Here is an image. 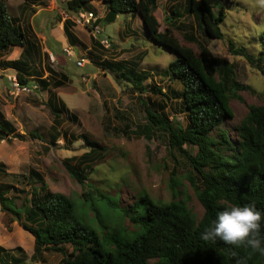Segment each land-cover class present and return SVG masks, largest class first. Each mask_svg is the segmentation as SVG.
I'll return each mask as SVG.
<instances>
[{
    "label": "trees",
    "instance_id": "obj_1",
    "mask_svg": "<svg viewBox=\"0 0 264 264\" xmlns=\"http://www.w3.org/2000/svg\"><path fill=\"white\" fill-rule=\"evenodd\" d=\"M93 1L68 0L67 9L78 14ZM97 1L104 3L107 13L97 18L93 26L102 27V22H113L124 12L133 17L139 15L149 37L177 55L165 74L170 73L169 79L182 87L181 104L186 125L166 115L164 105L157 109L143 98L142 94L148 89L143 85L149 78L147 72H127L117 65V77L130 81L140 92L139 99L148 119L140 133L152 139L155 131L165 132L172 153L178 152L189 163L190 172L186 178L204 213L198 218L188 205L190 197H179L182 192L175 170L170 184L174 199L164 202L143 192L128 207L121 204L119 196L97 188L94 189L96 194L84 193L82 201L78 202L49 190L44 177L31 171L19 175L22 183L31 185L29 189L0 184V205L12 220L24 221L23 227L35 238L34 251L28 255L20 246L11 250L0 246V264H45L54 256L59 257L58 264H264V255L250 248L234 247L219 239H201V233L212 225L225 206L254 204L264 212V105H249L240 123L229 125L235 118L232 100H241L240 92L252 87L238 80L233 63L219 58L193 34H185V38L197 43L198 51L180 42L174 33L177 18L183 16L180 12L172 9L175 19L169 18L170 26L162 31L154 13L158 0ZM184 13L194 16L203 35L227 41L233 56L245 58L264 74V31L260 34L259 52L252 54L227 40L221 28L227 17L224 6L216 13L210 0H186ZM74 25L72 19H66L64 29L71 43L76 44L77 38L71 30ZM93 42L101 45L96 39ZM16 46L23 47V52L18 60L7 61L6 66L16 70L20 85H30L36 76L43 90L53 86L51 80L43 78L44 68L34 66L36 46L27 38L20 18L10 15L6 2L0 0V56ZM49 70L50 75L55 74L54 70ZM61 76L67 79L65 74ZM62 84L57 80L55 86ZM152 91L164 94L160 88ZM53 106L59 124L63 108L57 104ZM31 135L39 137L36 133ZM56 135L52 136L53 144L57 141ZM7 136L20 135L11 122L0 119V140ZM88 142L92 146L89 153L64 162L71 177L83 185L88 183L82 166L98 153V145ZM191 148L196 150L191 151ZM0 175L13 174L1 163ZM111 213L121 218L114 225L107 220ZM126 218L133 229L125 225ZM261 235L264 236V223Z\"/></svg>",
    "mask_w": 264,
    "mask_h": 264
},
{
    "label": "rangeland",
    "instance_id": "obj_2",
    "mask_svg": "<svg viewBox=\"0 0 264 264\" xmlns=\"http://www.w3.org/2000/svg\"><path fill=\"white\" fill-rule=\"evenodd\" d=\"M4 1L10 15L21 16L30 39L39 34L41 54L34 53V66L44 68L43 78L51 80L53 86L43 90L35 77L29 90L19 92L11 81L17 72L4 69L1 64L12 58L14 50L0 56V119L11 122L20 135L0 140V164L4 163L8 172L13 174L0 175V184L29 189L31 185L22 183L23 178L19 175L36 171L44 177L49 190L63 193L78 202L82 201L84 193L96 194L94 189L97 188L119 196L121 204L128 207L143 192L164 202L174 199L170 184L175 170L182 192L179 197L188 195L189 207L201 218L204 208L186 178L190 172L189 163L178 152L172 153L165 132L155 131L152 139L140 133L148 121L146 109L139 99L140 92L130 81L117 77V65L127 72H147L149 78L143 85L148 89L142 94L143 98L157 109L164 105L166 115L186 125L187 118L181 104L182 87L169 79L170 73L165 74L177 55L149 37L139 15L133 17L131 13H120L115 21L102 22V27L93 26L95 20L85 24L75 22L72 31L77 43L73 44L64 33V23L68 17L77 21L79 14L68 11V0ZM157 3L154 13L162 31L170 26L169 18L175 19L171 13L175 8L183 15L177 18L174 30L180 42L198 51L197 43L185 38V34H193L219 58L233 63L238 80L252 87L240 92L241 100H232L235 118L229 121V125L240 123L249 105H264V74L261 71L253 68L245 58L233 56L227 41L203 35L194 16L184 13L186 0H158ZM210 3L216 13L220 6L226 9L227 17L221 28L227 40L257 54L262 46L260 34L264 31V8L258 6L257 0L231 3L210 0ZM84 12H93L95 18H103L107 8L104 3L94 1ZM96 27L109 37V47L101 42V36L95 38ZM95 39L101 45L94 44ZM71 46L74 54L69 56L64 48ZM20 51L18 48V57ZM50 54L56 59L53 60ZM81 59H85L84 65L78 64ZM49 68L55 74L50 75ZM57 80L63 82L60 87L55 86ZM155 87L164 94L154 93ZM54 104L63 108L59 124ZM54 135L57 136L55 144L52 143ZM88 141L98 145V153L82 166L88 183L83 185L71 177L64 162L89 153L92 146ZM195 150L191 148V151ZM89 215L93 217L91 213ZM110 216L107 218L110 225L121 219L119 214L111 213ZM23 222L12 220L0 205V246L10 250L20 246L32 255L35 238L23 227ZM124 222L130 229L134 228L127 218ZM58 259V256L50 257L45 264H58Z\"/></svg>",
    "mask_w": 264,
    "mask_h": 264
},
{
    "label": "clouds",
    "instance_id": "obj_3",
    "mask_svg": "<svg viewBox=\"0 0 264 264\" xmlns=\"http://www.w3.org/2000/svg\"><path fill=\"white\" fill-rule=\"evenodd\" d=\"M257 3L259 7L264 8V0H257ZM84 13L87 14V12ZM96 19L97 18L94 16L92 20L96 21ZM69 48L73 49L72 46ZM50 55L51 57L54 56L53 54ZM55 59L54 56L53 60ZM14 77H17V75ZM30 85H32V83ZM30 85H26L25 87H28L29 90ZM262 223H264V212L258 210L254 204L225 206L224 209L218 213L212 225L201 233V239L204 241L219 239L228 245L234 247H247L253 252L264 255V236L261 235Z\"/></svg>",
    "mask_w": 264,
    "mask_h": 264
},
{
    "label": "built area",
    "instance_id": "obj_4",
    "mask_svg": "<svg viewBox=\"0 0 264 264\" xmlns=\"http://www.w3.org/2000/svg\"><path fill=\"white\" fill-rule=\"evenodd\" d=\"M92 19H94V14L93 13H80L79 15H78V17H77V21L76 22H78L79 24H85V23H89V22H91V20ZM95 29V28H94ZM96 32H94V36L96 37V38H98V36H101L102 38H101V42L104 44V45H106V46H110V40H109V38L107 37V36H103L102 35V31H101V29L100 28H98V27H96ZM94 30V31H95ZM64 51L68 54V55H72L73 54V49H71V48H65L64 49ZM52 59H54V56H52ZM83 60L85 61V59H81V60H78V64H80V65H84V62H83ZM11 81H12V84H13V86L20 92V91H26V90H28V87H25V86H22V85H20V83H19V81H18V79H17V77H12V79H11Z\"/></svg>",
    "mask_w": 264,
    "mask_h": 264
},
{
    "label": "crops",
    "instance_id": "obj_5",
    "mask_svg": "<svg viewBox=\"0 0 264 264\" xmlns=\"http://www.w3.org/2000/svg\"><path fill=\"white\" fill-rule=\"evenodd\" d=\"M95 1H97V0H95ZM94 2V1H93ZM92 2V3H93ZM97 2H101V1H97ZM102 3V2H101ZM26 5H24V7H25ZM24 7H22V9H24ZM15 17H19V18H21V16H15ZM20 22H21V20H20ZM21 25H22V23H21ZM23 26V28H24V30H25V27H24V25H22ZM72 30V29H71ZM25 32H26V30H25ZM73 32V31H72ZM53 33V32H52ZM64 33H65V35H66V37H67V39L69 40V38H68V36H67V34H66V32H65V29H64ZM26 34H27V32H26ZM74 34V33H73ZM75 36V35H74ZM27 38H29L28 37V35H27ZM30 39V38H29ZM38 39H39V34H37L35 37H34V41L32 40V39H30L31 41H32V43L37 47H35V50H34V52H37V53H39V54H41V49H40V47H39V44H38ZM40 41V40H39ZM47 41H48V38H47ZM46 41V42H47ZM71 42V41H70ZM18 48H20L22 51H20V53H19V57L21 56V54H22V52H23V47H19V46H16V47H13V48H11V49H13L14 50V54L12 55V58L11 59H8L7 61H12V60H18ZM11 49H9V50H11ZM8 52V51H7ZM7 61H5V62H2L1 64L3 65V66H5L4 67V69H13V68H7V66H6V62ZM14 71H16L15 69H13ZM36 76H33V78H35Z\"/></svg>",
    "mask_w": 264,
    "mask_h": 264
}]
</instances>
